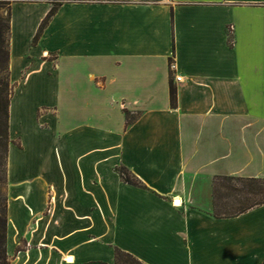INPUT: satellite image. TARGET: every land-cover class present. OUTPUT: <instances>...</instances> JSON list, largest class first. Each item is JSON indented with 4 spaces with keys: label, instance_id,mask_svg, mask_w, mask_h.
Returning <instances> with one entry per match:
<instances>
[{
    "label": "crops",
    "instance_id": "obj_1",
    "mask_svg": "<svg viewBox=\"0 0 264 264\" xmlns=\"http://www.w3.org/2000/svg\"><path fill=\"white\" fill-rule=\"evenodd\" d=\"M10 1L8 264H264V0Z\"/></svg>",
    "mask_w": 264,
    "mask_h": 264
},
{
    "label": "trees",
    "instance_id": "obj_2",
    "mask_svg": "<svg viewBox=\"0 0 264 264\" xmlns=\"http://www.w3.org/2000/svg\"><path fill=\"white\" fill-rule=\"evenodd\" d=\"M59 3H54L47 15L39 25L38 31L33 38L36 43L51 17L56 13ZM10 21V20H9ZM1 45V44H0ZM176 90L171 87V102L175 104ZM0 124L4 125V137L9 139V100L7 97L0 98ZM131 117L127 113V125ZM123 179L131 184L141 185L136 177H133L125 167L119 168ZM234 182V183H233ZM242 186L240 187V185ZM222 190H227L222 193ZM264 202V182L257 178H245L240 176H216L213 181V215L215 217L234 216L249 208ZM6 206L0 210V264L8 263L6 252ZM115 264H145L133 254L116 247Z\"/></svg>",
    "mask_w": 264,
    "mask_h": 264
},
{
    "label": "rangeland",
    "instance_id": "obj_3",
    "mask_svg": "<svg viewBox=\"0 0 264 264\" xmlns=\"http://www.w3.org/2000/svg\"><path fill=\"white\" fill-rule=\"evenodd\" d=\"M12 1L0 0V98L7 97L9 105L14 91L15 83L10 74L9 57H10V13ZM49 58L53 59L52 54ZM24 83L21 82V85ZM21 85L17 88L19 95L22 92ZM17 89L15 94L17 93ZM1 109V107H0ZM10 139L4 137V125L0 124V210L5 208L6 204V188H7V158ZM234 183V182H233ZM242 184L240 185V187ZM227 190H222L226 193ZM9 262V260H8ZM8 264V263H7Z\"/></svg>",
    "mask_w": 264,
    "mask_h": 264
},
{
    "label": "bare ground",
    "instance_id": "obj_4",
    "mask_svg": "<svg viewBox=\"0 0 264 264\" xmlns=\"http://www.w3.org/2000/svg\"><path fill=\"white\" fill-rule=\"evenodd\" d=\"M174 201H175V203H176V204H180V203H181V200H180V198H175V200H174Z\"/></svg>",
    "mask_w": 264,
    "mask_h": 264
},
{
    "label": "built area",
    "instance_id": "obj_5",
    "mask_svg": "<svg viewBox=\"0 0 264 264\" xmlns=\"http://www.w3.org/2000/svg\"><path fill=\"white\" fill-rule=\"evenodd\" d=\"M180 77H178V79H179Z\"/></svg>",
    "mask_w": 264,
    "mask_h": 264
}]
</instances>
